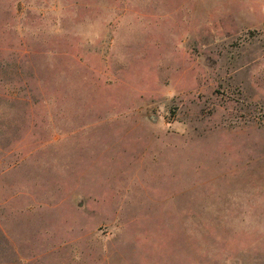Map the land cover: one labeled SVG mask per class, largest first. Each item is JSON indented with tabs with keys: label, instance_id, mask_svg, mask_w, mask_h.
<instances>
[{
	"label": "rangeland",
	"instance_id": "374dc122",
	"mask_svg": "<svg viewBox=\"0 0 264 264\" xmlns=\"http://www.w3.org/2000/svg\"><path fill=\"white\" fill-rule=\"evenodd\" d=\"M0 264H264V0H0Z\"/></svg>",
	"mask_w": 264,
	"mask_h": 264
}]
</instances>
